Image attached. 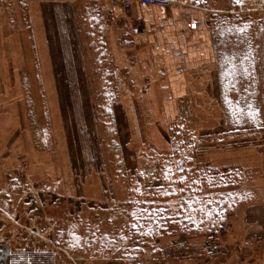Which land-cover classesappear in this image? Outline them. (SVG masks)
<instances>
[{"label":"rangeland","instance_id":"1","mask_svg":"<svg viewBox=\"0 0 264 264\" xmlns=\"http://www.w3.org/2000/svg\"><path fill=\"white\" fill-rule=\"evenodd\" d=\"M48 2L41 47L36 0H0L1 248L23 264H264V0L102 10L124 28L109 47L88 8L115 0Z\"/></svg>","mask_w":264,"mask_h":264},{"label":"crops","instance_id":"2","mask_svg":"<svg viewBox=\"0 0 264 264\" xmlns=\"http://www.w3.org/2000/svg\"><path fill=\"white\" fill-rule=\"evenodd\" d=\"M89 1H93V4L95 5L96 2H105L106 0H89ZM33 2V1H31ZM37 2V5H35V8H34V5H28V14H30L31 16H38L36 21L34 20H31L30 18H28V22H29V25L30 26V29L32 31H35L37 33H39V36H40V46L41 47H45V46H48V43H49V39H48V32L47 30L49 31V28H48V21H49V2L48 0H36ZM134 6H137V7H140V6H143L141 7L142 9H145V8H148L149 9H155V8H162V9H170V8H167V7H150V6H145V5H139V4H135ZM47 8V10H46ZM65 5L64 7H60L59 9L61 10H65ZM99 9V11H98ZM102 10L104 12H107L108 14H112V15H117V16H127L128 12H130L129 9L125 10V7H119V8H109V9H100V8H96V7H92V8H88V15L89 17H91V19H89V31L90 32H93V33H96V32H100V31H103L105 33L104 37H106V41L105 43L107 44V46L109 47L113 41H112V34L114 31H122V29L124 28H120L118 27L117 23L116 22V19H115V23H107V22H104V25H100L102 24V22L98 23V20L97 19V16L99 15H102ZM174 10V9H173ZM172 9L171 10H166L168 13V16L170 15L171 18L175 17L176 16V13L173 11ZM128 11V12H127ZM76 14H77V17L80 16V12L79 10L78 11H74ZM112 12V13H111ZM59 13L61 14V12L59 11ZM58 13V14H59ZM51 14V13H50ZM65 12H62V15H64ZM84 14H86V11H84ZM135 16H139V17H136V18H140L141 21L146 22V19L143 17V15H141V12H137L134 13ZM70 16V15H69ZM29 17V16H28ZM79 19V22H78V25L80 26V29L82 30V24H81V19ZM127 19H125V24L123 25V27H129L128 25V22H126ZM157 21V20H156ZM37 22V23H36ZM149 22L151 23L152 21L149 20ZM43 24H45V27L47 28V30L45 29V31L43 30ZM29 28V27H28ZM3 30H4V27L2 26V24L0 23V45L2 44V38L4 37L3 36ZM56 32H58L60 34V28L58 27L57 30H55ZM51 32V31H50ZM59 34L57 36H59ZM79 39H80V35H79ZM94 41H96V39H94ZM81 42V40H80ZM79 42V43H80ZM110 42V43H109ZM120 43L119 47H121V45L124 43L122 42L121 40L118 42L117 41V44ZM29 44L32 45V42L30 41ZM32 46H34V48H37L38 46L34 43ZM50 46V44H49ZM45 63H47V60H45ZM4 78L1 77L0 75V80H3ZM1 97V96H0ZM2 105V104H1ZM0 105V106H1ZM11 112V110H10ZM10 121V120H9Z\"/></svg>","mask_w":264,"mask_h":264},{"label":"built area","instance_id":"3","mask_svg":"<svg viewBox=\"0 0 264 264\" xmlns=\"http://www.w3.org/2000/svg\"><path fill=\"white\" fill-rule=\"evenodd\" d=\"M120 6L126 7L134 4L145 5L150 7H173L175 0H115Z\"/></svg>","mask_w":264,"mask_h":264},{"label":"flooded vegetation","instance_id":"4","mask_svg":"<svg viewBox=\"0 0 264 264\" xmlns=\"http://www.w3.org/2000/svg\"><path fill=\"white\" fill-rule=\"evenodd\" d=\"M1 245L2 244H0V264H23L22 263L23 258L19 257L21 260L17 261L16 256H19L20 253L13 252L11 250V248L8 247V245H4V244H3L4 248L2 249ZM23 252H25V249ZM24 254H26V253H24Z\"/></svg>","mask_w":264,"mask_h":264},{"label":"snow or ice","instance_id":"5","mask_svg":"<svg viewBox=\"0 0 264 264\" xmlns=\"http://www.w3.org/2000/svg\"><path fill=\"white\" fill-rule=\"evenodd\" d=\"M237 2H239V0H237ZM135 227V225H133Z\"/></svg>","mask_w":264,"mask_h":264}]
</instances>
